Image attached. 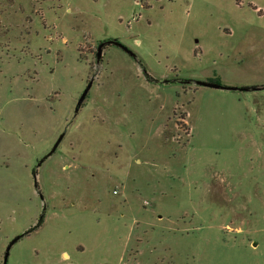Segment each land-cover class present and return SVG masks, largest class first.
<instances>
[{
  "label": "rangeland",
  "instance_id": "obj_1",
  "mask_svg": "<svg viewBox=\"0 0 264 264\" xmlns=\"http://www.w3.org/2000/svg\"><path fill=\"white\" fill-rule=\"evenodd\" d=\"M42 214L7 264H264V0H0V264Z\"/></svg>",
  "mask_w": 264,
  "mask_h": 264
},
{
  "label": "water",
  "instance_id": "obj_2",
  "mask_svg": "<svg viewBox=\"0 0 264 264\" xmlns=\"http://www.w3.org/2000/svg\"><path fill=\"white\" fill-rule=\"evenodd\" d=\"M114 44L117 45L119 47H121L123 50H125L127 53H129L132 56H135V53L132 49H130L127 45L123 44L122 42H120L119 40L116 39H111V40H106V41H101L98 44V48H97V59L99 60L102 56L103 53V47L104 44ZM93 81H90L88 83V85L85 87L84 91L82 92V94L80 95V97L77 100L76 103V107H75V115L78 113L82 103L84 102L87 93L92 85ZM194 82L198 85H203V86H209V87H213V88H218V89H225V90H253L256 89L255 87H238V86H230V85H225L222 83H219L217 81H205V80H194ZM66 133V129L60 134V136L58 137V139L56 140V142L54 143L53 147L51 148V150L48 152V154L42 158L39 163H37V167L40 166V164H42V162L48 157L50 156L53 152L56 151V149L58 148L59 144L61 143V141L63 140V137ZM36 175V174H35ZM19 239V235L16 236L11 242L10 244L7 246L5 255H4V259H3V264H7V260H8V256H9V251L11 246Z\"/></svg>",
  "mask_w": 264,
  "mask_h": 264
},
{
  "label": "trees",
  "instance_id": "obj_3",
  "mask_svg": "<svg viewBox=\"0 0 264 264\" xmlns=\"http://www.w3.org/2000/svg\"><path fill=\"white\" fill-rule=\"evenodd\" d=\"M254 9H257V7H254ZM260 11H261V10L259 9V10H258V13H260ZM113 39H116V38H113ZM110 40H111V39H110ZM116 40H118V39H116ZM107 45H109V43H107L106 46H107ZM143 68H144L143 70H144V72H145V74H146V77H147L149 80H151L153 77L147 72L145 66H143ZM153 80H154V79H153ZM188 81L190 82V81H192V79H189ZM213 81H217V80H214V79H213ZM33 173H34V174H37V168H36V167L33 168ZM43 221H44V214H42V215L39 217L37 223H36L34 226L30 227V228H29L28 230H26L24 233L20 234V235H19V239H20L22 236H24L25 234L30 233L31 231L35 230L37 227H39V226L43 223Z\"/></svg>",
  "mask_w": 264,
  "mask_h": 264
},
{
  "label": "flooded vegetation",
  "instance_id": "obj_4",
  "mask_svg": "<svg viewBox=\"0 0 264 264\" xmlns=\"http://www.w3.org/2000/svg\"><path fill=\"white\" fill-rule=\"evenodd\" d=\"M105 46H106V44H104L103 50H104Z\"/></svg>",
  "mask_w": 264,
  "mask_h": 264
}]
</instances>
